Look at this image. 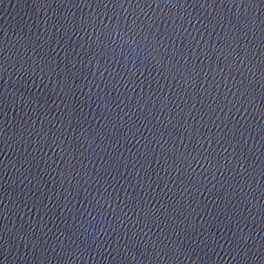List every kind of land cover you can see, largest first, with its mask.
<instances>
[{
  "label": "water",
  "instance_id": "water-1",
  "mask_svg": "<svg viewBox=\"0 0 264 264\" xmlns=\"http://www.w3.org/2000/svg\"><path fill=\"white\" fill-rule=\"evenodd\" d=\"M262 17H264V0H246Z\"/></svg>",
  "mask_w": 264,
  "mask_h": 264
}]
</instances>
